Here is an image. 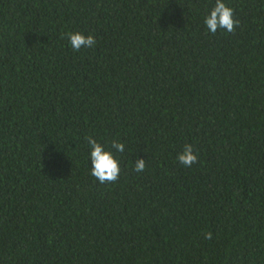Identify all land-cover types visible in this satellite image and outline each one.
I'll return each mask as SVG.
<instances>
[{
    "label": "trees",
    "instance_id": "trees-1",
    "mask_svg": "<svg viewBox=\"0 0 264 264\" xmlns=\"http://www.w3.org/2000/svg\"><path fill=\"white\" fill-rule=\"evenodd\" d=\"M224 2L0 0V264H264V0Z\"/></svg>",
    "mask_w": 264,
    "mask_h": 264
},
{
    "label": "clouds",
    "instance_id": "clouds-1",
    "mask_svg": "<svg viewBox=\"0 0 264 264\" xmlns=\"http://www.w3.org/2000/svg\"><path fill=\"white\" fill-rule=\"evenodd\" d=\"M234 9L228 6L224 0H216L215 6L206 16L204 23L210 33L215 34L218 29H223L228 33H234L240 24L234 18ZM67 39L74 51L82 48L93 47L96 39L93 35H85L83 32L75 31L67 33ZM90 145L91 175L101 184H111L119 179L120 164L116 153H123L125 145L118 141H112L106 149L105 145L97 142L93 137H87ZM115 150V151H113ZM178 161L185 167H191L198 162V155L194 152L191 144H186L183 151L177 156ZM146 168V160L139 158L135 161L134 171L143 172ZM212 233H205V239H211Z\"/></svg>",
    "mask_w": 264,
    "mask_h": 264
}]
</instances>
